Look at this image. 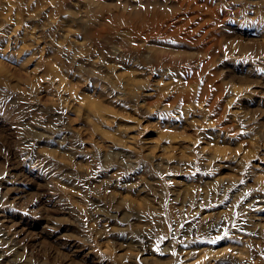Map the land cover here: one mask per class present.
Masks as SVG:
<instances>
[{
	"label": "rangeland",
	"instance_id": "obj_1",
	"mask_svg": "<svg viewBox=\"0 0 264 264\" xmlns=\"http://www.w3.org/2000/svg\"><path fill=\"white\" fill-rule=\"evenodd\" d=\"M0 264H264V0H0Z\"/></svg>",
	"mask_w": 264,
	"mask_h": 264
}]
</instances>
